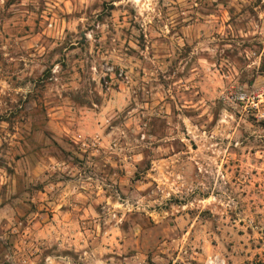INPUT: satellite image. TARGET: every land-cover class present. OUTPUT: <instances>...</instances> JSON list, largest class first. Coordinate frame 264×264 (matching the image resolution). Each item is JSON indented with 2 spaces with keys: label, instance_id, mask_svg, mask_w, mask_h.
Instances as JSON below:
<instances>
[{
  "label": "rangeland",
  "instance_id": "374dc122",
  "mask_svg": "<svg viewBox=\"0 0 264 264\" xmlns=\"http://www.w3.org/2000/svg\"><path fill=\"white\" fill-rule=\"evenodd\" d=\"M264 0H0V264H264Z\"/></svg>",
  "mask_w": 264,
  "mask_h": 264
},
{
  "label": "built area",
  "instance_id": "2783aa9c",
  "mask_svg": "<svg viewBox=\"0 0 264 264\" xmlns=\"http://www.w3.org/2000/svg\"><path fill=\"white\" fill-rule=\"evenodd\" d=\"M224 99L237 107L242 113L259 121H264V90L233 89L228 90ZM209 264H222L219 261H208Z\"/></svg>",
  "mask_w": 264,
  "mask_h": 264
}]
</instances>
